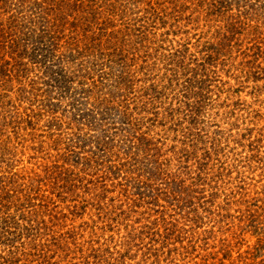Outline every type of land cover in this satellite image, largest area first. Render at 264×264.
I'll return each instance as SVG.
<instances>
[{
    "label": "rangeland",
    "instance_id": "obj_1",
    "mask_svg": "<svg viewBox=\"0 0 264 264\" xmlns=\"http://www.w3.org/2000/svg\"><path fill=\"white\" fill-rule=\"evenodd\" d=\"M15 13L72 89L7 43L0 264H264V0H0Z\"/></svg>",
    "mask_w": 264,
    "mask_h": 264
},
{
    "label": "trees",
    "instance_id": "obj_2",
    "mask_svg": "<svg viewBox=\"0 0 264 264\" xmlns=\"http://www.w3.org/2000/svg\"><path fill=\"white\" fill-rule=\"evenodd\" d=\"M21 18L17 16V13L12 14L9 18L11 23L9 28H6L0 22V34L4 35L6 32L9 34V40L6 39V36L2 41L0 40V63L8 55L4 50L7 43H9V47L14 48L10 52V56L16 59V64L20 68L26 65V62H36L40 66L45 76L44 81L47 86V93L52 91V88L61 91H71L70 77L67 75L65 68V65L71 61L68 54L59 52L62 50V43L56 39L51 29L41 24V22L32 23L30 19H27L31 17ZM24 19L27 20L22 23L19 22ZM18 35L21 36H19V41H17ZM63 44L65 46L68 44V47L71 48L70 41L67 40ZM2 65H5L4 62ZM123 118L124 122H126L127 118L124 116Z\"/></svg>",
    "mask_w": 264,
    "mask_h": 264
}]
</instances>
